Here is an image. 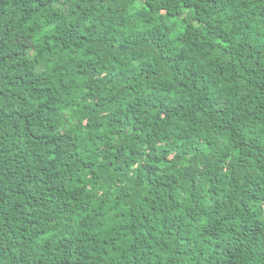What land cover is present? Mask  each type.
Masks as SVG:
<instances>
[{
	"label": "trees",
	"instance_id": "trees-1",
	"mask_svg": "<svg viewBox=\"0 0 264 264\" xmlns=\"http://www.w3.org/2000/svg\"><path fill=\"white\" fill-rule=\"evenodd\" d=\"M0 264H264V0H0Z\"/></svg>",
	"mask_w": 264,
	"mask_h": 264
},
{
	"label": "rangeland",
	"instance_id": "rangeland-1",
	"mask_svg": "<svg viewBox=\"0 0 264 264\" xmlns=\"http://www.w3.org/2000/svg\"><path fill=\"white\" fill-rule=\"evenodd\" d=\"M24 43V40L23 39H19L17 44H23Z\"/></svg>",
	"mask_w": 264,
	"mask_h": 264
}]
</instances>
